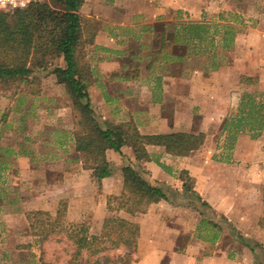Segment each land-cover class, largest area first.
Segmentation results:
<instances>
[{"label":"crops","instance_id":"obj_1","mask_svg":"<svg viewBox=\"0 0 264 264\" xmlns=\"http://www.w3.org/2000/svg\"><path fill=\"white\" fill-rule=\"evenodd\" d=\"M78 15L98 123L203 142L186 156L145 145L139 161L129 146L106 150L112 173L97 180L74 150L71 103L50 100L52 115L24 117L12 107L24 84L11 99L13 84L0 82V264H52L26 215L52 222L60 203L64 224L89 236L112 216L136 224L127 264H264V251H251L264 248V0H83ZM124 166L143 170L166 198L134 215L108 210ZM83 254L80 264H103Z\"/></svg>","mask_w":264,"mask_h":264},{"label":"trees","instance_id":"obj_2","mask_svg":"<svg viewBox=\"0 0 264 264\" xmlns=\"http://www.w3.org/2000/svg\"><path fill=\"white\" fill-rule=\"evenodd\" d=\"M44 1L29 4L24 9L0 11V82L17 86L27 80L33 69L45 70L53 61L61 60L62 65H56L50 74L55 77L56 84L65 88L69 97L76 115L74 150L82 156L84 167L92 171L93 178L101 180L112 173V167L104 157L106 150L120 153L123 146H129L135 160L139 161L146 157L145 145L161 146L166 153L175 156H186L202 145L201 135L172 133L141 136L131 123L105 124L102 127L88 99L90 75L78 54L81 39L78 10L83 0ZM121 173L122 192L119 197L108 200V210H122L134 215L144 212L149 204L166 198L159 187L151 186L142 178L146 174L143 170L124 166ZM185 180L189 182L188 178ZM184 188L191 192L188 184ZM262 197L264 206V190ZM63 214L64 210H58L56 217L49 222V219L41 221V216L49 218L45 213H28L26 219L32 235L44 240L47 232L64 223ZM260 225L264 228V217ZM46 226L48 229L45 230ZM66 236L75 246L74 258L85 251L89 257L101 254L103 264H122L132 260L138 227L112 216L104 220L99 236H89L83 224L72 225V230ZM119 248L126 250L122 256L110 254ZM254 249L264 251L259 244L251 247V251Z\"/></svg>","mask_w":264,"mask_h":264},{"label":"rangeland","instance_id":"obj_3","mask_svg":"<svg viewBox=\"0 0 264 264\" xmlns=\"http://www.w3.org/2000/svg\"><path fill=\"white\" fill-rule=\"evenodd\" d=\"M44 2H49V0H45ZM56 65L61 66V60L53 61L52 65L47 66L45 70H42L40 68L33 69L31 74L28 76L27 80L24 83H19V85L24 84V87L22 88L23 93L19 94L17 98L14 97L15 95H12L13 93L17 94V86H10V97L11 99L15 98L12 107L21 109L24 113V117H43L46 114L52 115L53 111H50V109L53 108V103L50 100L56 99L57 103L58 101H60V103L63 104L62 106H64V104L68 105V103H70L67 98L66 100H64L66 91L63 86L62 88L53 89L54 86L52 84H54L56 80L55 77L50 74V71ZM43 84L45 85L43 86L45 89L40 86ZM57 96L61 97L57 98ZM17 100H19L18 103H16ZM20 100H22V102ZM65 101L67 102L65 103ZM72 117H76L74 112ZM58 210L62 212L64 210V204L60 203L58 205ZM47 219L50 218L46 216H41V221H46ZM46 229H48L47 226L45 227V230ZM60 229L61 232H59ZM71 230L72 225H65L63 223L60 226L56 227L52 232H47V236L44 240L38 237L39 239H37L36 241H40L39 243L41 247V254L38 251V255H40L43 262H52V264H62L64 260L71 258L75 259L77 261V264H80L79 262L81 261V259L85 261L86 254L84 255L83 252H81L80 255L76 258L73 257V251L75 246L66 236V233L68 234ZM106 245L109 244L106 243ZM110 254L117 255L118 253H116V251L114 250L110 252ZM99 257H101V254L90 257V259L91 261H94ZM25 260L27 259L25 258ZM127 263L128 261H124V263L122 264ZM82 264H84V262H82Z\"/></svg>","mask_w":264,"mask_h":264},{"label":"built area","instance_id":"obj_4","mask_svg":"<svg viewBox=\"0 0 264 264\" xmlns=\"http://www.w3.org/2000/svg\"><path fill=\"white\" fill-rule=\"evenodd\" d=\"M44 0H0V11L24 9L32 3H42Z\"/></svg>","mask_w":264,"mask_h":264}]
</instances>
